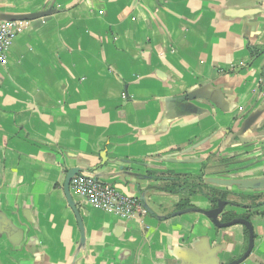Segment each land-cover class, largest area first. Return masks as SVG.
<instances>
[{
    "label": "crops",
    "instance_id": "0c3cea01",
    "mask_svg": "<svg viewBox=\"0 0 264 264\" xmlns=\"http://www.w3.org/2000/svg\"><path fill=\"white\" fill-rule=\"evenodd\" d=\"M50 8L56 13L16 23L0 65V264H207L201 257L213 249L221 264L242 257L244 226L219 229L200 214L176 215L183 201L211 209L202 193L149 189L224 163L262 161L240 177L263 176L264 113L244 136L251 146L231 135L264 112V3L0 0V15ZM200 89L217 94L220 107L196 103L206 112L180 116L172 99ZM181 153L192 163H158ZM75 168L142 204L146 191L153 213L123 220L71 188L81 246L64 192ZM159 168L165 181L151 179ZM254 194L235 191L228 200L246 204L242 197ZM261 200L250 217L254 249L242 264H264Z\"/></svg>",
    "mask_w": 264,
    "mask_h": 264
},
{
    "label": "water",
    "instance_id": "95a60500",
    "mask_svg": "<svg viewBox=\"0 0 264 264\" xmlns=\"http://www.w3.org/2000/svg\"><path fill=\"white\" fill-rule=\"evenodd\" d=\"M253 3L260 5L264 3V0H232V4L234 6H242V5L247 6ZM54 13H56L55 9L50 8L45 11L27 14V15H0V21H8V22L34 21V20L48 17ZM250 14H252L251 11H246L244 16H247ZM172 100L175 101V103H178L177 107L180 110V116L200 115L206 112L205 110L201 109L198 105H196V103L207 104V105H211L212 107H220V104H221L219 103L220 102L219 96L217 94L206 93L204 89H200L198 91L182 95L181 97H178ZM263 113L264 112L262 110H258V111L251 113L243 121V123L240 126L239 131L232 132V135H231L232 142L233 143L238 142L237 146H241V147L251 146L252 142L244 141V136H246L248 133H250L251 131L255 129ZM230 132L231 131H229V133ZM194 148L198 149V146ZM179 155H168L166 157H162L158 159V163H165V164H190L192 163L190 160H186L181 157V156H184L185 153L183 154L181 153ZM260 163H262V161H258L244 168H235L233 167L234 165L232 163H224L218 166H209L207 167L206 175L204 177V183L206 186L220 191L221 194L223 193L234 194L235 191H238L239 193H244L246 191H251L256 194L263 193L264 192V167H262L263 176L261 177H255V178L240 177L241 170H247L251 167H255L256 165H259ZM163 169L159 168V170H157L154 173V175H156L157 177L153 175L151 176V179H155L158 182L165 181L166 177L164 173L161 171ZM120 170L123 171L124 168L121 167ZM203 171L204 170H201V173ZM79 173H80V170L77 168L71 169L68 172L67 179L64 185V192L66 195L68 205L74 212L78 225H79V230L81 234L80 245L84 246L85 241H86L84 224H83L80 212L77 209L76 202L74 201L72 194H71V182L74 177L79 175ZM127 175L131 177L136 176V174L132 172H128ZM136 187L139 189L140 185L137 184ZM163 188L164 187H161L160 185L158 186L154 185L149 189V191L154 190L155 192H160V191H164ZM146 194H147L146 191L141 193V201L143 202L142 205L147 211V213L152 214L153 211L147 203ZM202 194L205 196L206 192L203 191ZM215 201L217 204L216 208H211V209L187 208V209H183L180 212L176 213V215H187L191 213L200 214L206 217L212 225H214L216 228H219V229L229 228V227L236 226V225L244 226L249 233L247 251L239 259L228 263V264H242L250 257L254 249L255 233H254L253 225L248 216L244 218H237L229 222H222L220 219V216L223 214L225 208L228 205H230V202L229 200H223L219 197L215 198V200H212L210 202L213 205ZM217 253H219V250L213 249L212 251L208 253V255H203L201 258H203V260L207 259V264H221V261L216 257L218 255Z\"/></svg>",
    "mask_w": 264,
    "mask_h": 264
},
{
    "label": "built area",
    "instance_id": "2783aa9c",
    "mask_svg": "<svg viewBox=\"0 0 264 264\" xmlns=\"http://www.w3.org/2000/svg\"><path fill=\"white\" fill-rule=\"evenodd\" d=\"M16 23L0 21V65L7 62V53L16 39ZM71 188L87 197L96 209L114 214L123 220H131L137 213L147 214L138 199L121 194L114 186L103 184L89 175L74 177Z\"/></svg>",
    "mask_w": 264,
    "mask_h": 264
},
{
    "label": "trees",
    "instance_id": "16d2710c",
    "mask_svg": "<svg viewBox=\"0 0 264 264\" xmlns=\"http://www.w3.org/2000/svg\"><path fill=\"white\" fill-rule=\"evenodd\" d=\"M253 50V49H252ZM254 54L258 55V51L254 50ZM203 172L198 177H182V178H175L170 180L171 181V187L163 189L166 192L169 193H176L179 191H187L191 196H196L199 193H202L203 191L206 192V198L210 201L215 200V198L219 197L223 200H227L229 198L228 193L221 194L220 191L216 189H212L205 185L204 183V177L206 175L207 166L203 168ZM156 176V175H154ZM157 177V176H156ZM160 177V176H159ZM264 194H254L249 197H242V200L246 201V204L239 203V201H233L230 205L247 210L243 214H238L236 211H224V213L220 216V219L222 222H229L237 218H243L246 215H252V209L261 206L263 203L261 202L262 197ZM243 201V202H244ZM248 202V203H247ZM216 204V201L213 203ZM192 205L189 201H183L179 206V210L191 208Z\"/></svg>",
    "mask_w": 264,
    "mask_h": 264
},
{
    "label": "flooded vegetation",
    "instance_id": "af4514ba",
    "mask_svg": "<svg viewBox=\"0 0 264 264\" xmlns=\"http://www.w3.org/2000/svg\"><path fill=\"white\" fill-rule=\"evenodd\" d=\"M256 194V193H255ZM258 194H260V193H258ZM228 200V199H227ZM229 202H230V204L231 203H233V201L232 200H229ZM217 207V204H213L212 205V208H216ZM234 208H236V207H234V206H232V205H228L226 208H225V210L224 211H233V209ZM235 211V210H234ZM247 210H245L244 209V212H246ZM224 213V212H223ZM239 214V213H238ZM241 214H243V213H241ZM246 216H248L249 217V219H250V217L252 216V215H246ZM245 216V217H246ZM244 218V217H243ZM248 232V231H247ZM248 236H249V233H248Z\"/></svg>",
    "mask_w": 264,
    "mask_h": 264
}]
</instances>
